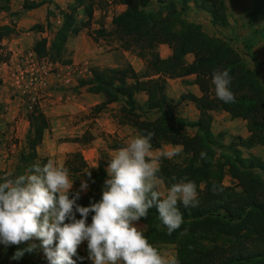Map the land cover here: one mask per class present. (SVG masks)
Instances as JSON below:
<instances>
[{
  "label": "trees",
  "instance_id": "trees-1",
  "mask_svg": "<svg viewBox=\"0 0 264 264\" xmlns=\"http://www.w3.org/2000/svg\"><path fill=\"white\" fill-rule=\"evenodd\" d=\"M110 1L127 7L113 18L114 32L126 51L136 53L146 62V68L137 72L131 64L113 68L91 67L90 77L80 79L79 87L104 96V102L94 107L97 113L111 104L124 102L122 123L131 124L139 135L152 132V150L161 149L164 145L182 146L179 155L160 159V175L166 188L188 177L197 184L199 193L197 207L185 208L178 204L184 223L171 235L159 220L156 209H150L147 220L140 221L146 226L145 236L159 250L163 245L174 246L177 264H264V159L252 153L244 154V151L264 146V83L257 67L251 68L229 41L210 36L201 25L185 18V12L193 4L197 10L211 16L214 26L228 28L230 23L225 0ZM153 3H157L159 8H153ZM46 4L50 5L46 24H36L32 30L37 34L53 30L51 19L56 15L61 17V25L53 33L51 43L47 37H41L32 51L39 60L49 58L55 63L69 65L72 61L65 59L68 42L91 26L93 2L74 0L66 8L56 5L53 9L52 0H25L23 10L33 11ZM80 8L84 10L85 20L80 19ZM10 12V0H0V15ZM249 20L263 23L264 36V0H252ZM97 34L104 37L114 35L104 29L98 30ZM14 35V27L0 25V63L9 60L10 53L5 52L3 42ZM162 45L172 51L168 58H162L158 51ZM247 48L251 51L253 45ZM247 55L256 63L254 56L249 52ZM189 57H192L191 61ZM216 70L229 71L234 103L226 104L216 97L212 84V74ZM191 76L195 77L192 83L199 87L201 96L188 93L178 100L172 99L167 93L168 79ZM142 92L147 95L144 104L136 99ZM183 102L195 106L200 114L198 120L176 116L175 107ZM152 112L157 113L154 120L148 118ZM215 112H225L234 120H243L248 137H234L225 145V135L213 132ZM2 116L0 109V121ZM27 121L29 129L19 158V174L26 173L33 164L43 166L49 160L38 152L46 132L51 129L48 116L36 104L28 110ZM187 131H194V134ZM201 151L207 152V160L199 158ZM71 157L65 164L70 176L82 174L88 179L85 176L88 165L83 155L77 152ZM105 166L101 163L97 170L91 172L89 191L85 195L80 194L77 201L80 206L88 207L101 200L102 186L107 179ZM172 177L176 180L173 181ZM227 177L232 180L229 186L225 184ZM213 184L222 186L223 192L214 194ZM77 218H81L78 213ZM26 246L22 244L19 247ZM17 250V246L5 248L0 244V264H36L32 262L33 252L19 261L12 260ZM74 259L77 264H91L87 242L83 251L78 249V256Z\"/></svg>",
  "mask_w": 264,
  "mask_h": 264
},
{
  "label": "clouds",
  "instance_id": "clouds-1",
  "mask_svg": "<svg viewBox=\"0 0 264 264\" xmlns=\"http://www.w3.org/2000/svg\"><path fill=\"white\" fill-rule=\"evenodd\" d=\"M212 75L216 97L234 103L229 71L216 70ZM153 135H137L111 156L101 200L88 207L77 201L89 189L91 171L85 175L88 179H80L74 196L69 169L52 159L43 166L33 164L14 178L5 177L0 182V244L17 246L11 259L19 261L34 252L37 245L32 242L40 241L48 264H77L74 257L87 242L92 264H177L149 242L139 222L147 220L149 210L155 208L171 235L184 223L178 204L185 208L199 205L198 187L188 177L164 187L160 159L179 155L182 146L161 150L154 157ZM199 158L207 160V152L201 151ZM212 192L221 193L223 187L213 184ZM22 244L27 246L19 247Z\"/></svg>",
  "mask_w": 264,
  "mask_h": 264
},
{
  "label": "rangeland",
  "instance_id": "rangeland-1",
  "mask_svg": "<svg viewBox=\"0 0 264 264\" xmlns=\"http://www.w3.org/2000/svg\"><path fill=\"white\" fill-rule=\"evenodd\" d=\"M13 1L14 0H10L11 5L13 4L14 7H18L20 11L24 12L23 5L25 0ZM52 1L54 4L52 6L53 9H55L56 5L66 8L69 4L74 2V0ZM87 1H90V3L92 1L94 8V16L91 26L82 31L80 35L70 38L67 45L65 59L73 62V60L77 57L79 58L80 55L85 56L89 52H93V58H90V65H92V67L106 68L109 67V65H112V63H117L119 65L131 64L133 67L135 66L139 69L142 68L144 71L146 68V62L140 59L136 53L126 51L124 49V46L119 40L118 34L114 32L112 25L113 18L124 12L127 7L110 0ZM225 2L227 5V14L230 23L228 28L214 26L211 23V16L206 12L197 10L193 4L190 5V9L185 12V18L188 22L201 25L204 31L210 36L229 41L232 46L246 59L251 68L257 67L260 79L264 83L263 23H252L249 20V14L252 9V0H225ZM152 7L158 9L159 5L157 3H153ZM179 7L182 8L181 5H179ZM83 11V8H80L79 16L81 20L86 19ZM16 18L17 13L13 12L2 13L0 15V25H9L15 28V35L3 42L6 49L5 52L10 53V58L7 62L0 63V109H2L3 112V116L0 121V180H3L5 177L14 178L19 175V158L21 151L24 148L25 137L29 129L27 114L28 110H32V107L36 104L40 105L51 123V129L46 132L44 143L38 149L39 155L42 158L58 161L59 164L66 167V161L70 159L73 153L67 154L65 151L59 152L58 148L55 149V146H58L61 142L74 141L79 144V150L77 152H80L87 162L88 167L86 168V172H93L98 168H94L95 166L92 164V160H89L88 162L86 159L87 156L84 155L81 150H87L89 148V144H92L93 140H97L94 145L99 144L101 145L100 147L103 148L98 150L99 154L94 159L95 164L97 167H99L101 163H105L107 165V155L109 156L110 153L109 147L112 146V143H115V139H113L112 134H108L107 132L101 130V127L95 120L100 117V113H97L94 110V107L89 108L86 113L77 116L74 130L71 131V120L66 121V118L64 119L65 116L53 118V113H51L49 109L52 106H46L48 104L46 99L57 101L58 96L60 94L63 95L64 93L63 89L60 90V88H57L56 93H54L56 96L52 98H50L51 96L43 97L50 91L45 89H49V84L53 83V74L55 75L58 72L56 64L59 63H55L49 58L34 60V57L29 56L31 49L24 52L25 54L23 59L25 60L20 71L16 70L10 63L12 53L9 50V42L21 34L34 32L32 27L36 25H32L29 20L30 18H28L29 22L27 20L23 22L21 25L22 28L19 29L18 24L14 23ZM51 21L54 25L53 30L47 29L44 34H37L34 32L35 36L31 35V37H34L33 46L41 37H47L49 42H52L54 36L53 33L61 25V17L58 15L55 17L53 16ZM46 22L47 21H44L42 23L39 21L37 23L45 25ZM101 29H104L108 33L113 32L114 35L112 37H104L97 34V31ZM249 45H253V49L251 51L247 48ZM158 51L160 55L165 56V49L161 46ZM248 52L256 58V63H253L252 59L247 55ZM102 56H106L103 61L100 59ZM25 57H27V59ZM189 60L191 61L192 57H189ZM32 76L39 79L36 85H31L30 83ZM44 82H47L48 86L42 88V84ZM60 91L61 93L58 95V92ZM65 100L66 98H64V100L60 99L58 104L65 105L70 103V101L66 102ZM107 109L106 111H103L105 113H109L110 111ZM116 111L119 114V106H117ZM53 119L58 121L57 123L55 122L54 126ZM233 120L234 119H232L229 115L228 118L224 120V124L222 122L215 127L216 134L223 133L225 135V145H228L234 137H242L244 132L243 130H245L244 125L239 122L233 124ZM225 125L229 126L227 129L223 130ZM54 129L56 130L54 131ZM251 153L264 159V146L256 147L251 151H244L245 156H248ZM83 177L84 176H82V174L70 176V179L74 182L72 193H76L80 189V179ZM84 179H86V177H84ZM225 184L228 186L231 185L232 180L227 177ZM88 191L81 192L80 194L85 195ZM139 227L143 232H145L146 226L143 223L139 222ZM32 243L37 245L36 250L32 253V262H35L36 264H45L47 262L46 264H48L43 250L39 247L40 241H33ZM85 244L86 242H84L79 249L83 251ZM160 251L170 260L175 259L176 257L175 247L172 245H163L161 246Z\"/></svg>",
  "mask_w": 264,
  "mask_h": 264
},
{
  "label": "crops",
  "instance_id": "crops-1",
  "mask_svg": "<svg viewBox=\"0 0 264 264\" xmlns=\"http://www.w3.org/2000/svg\"><path fill=\"white\" fill-rule=\"evenodd\" d=\"M15 1V0H14ZM13 1V2H14ZM37 2H40L42 0H34ZM13 4L11 5V7ZM50 8L49 4H46L42 6L39 9L29 11V12H23L18 9V7H14L11 9V12L17 13V18L14 21V23L18 24V28L21 29V25L26 20L29 22L31 21V24H39L37 22H44L47 20V13ZM64 8V7H63ZM21 9V7H20ZM23 12V13H22ZM28 18H30L28 20ZM31 35L35 36L34 32L24 33L18 36L17 38L11 40L9 42V50L12 53L11 61L10 63L14 66V68L18 71L22 69V65L25 59L24 58V52L26 50L31 49L29 52V56L34 57V60H37L38 58L32 51L34 37H31ZM30 36V37H29ZM79 42V41H77ZM163 49H165V56H162V58H168L172 51L169 49L168 46L162 45ZM88 53V51H87ZM93 52H89L85 56H81L73 60V62L69 65H59L56 64V69H58V72L54 75L53 74V83L47 85V82H44L42 84V88L48 86L50 90L49 93L45 94V96H51L50 98L56 96L54 93H56L57 88H60V90L63 89V95L58 92V100H48L46 99V102L48 103L46 106H52L50 107L51 113H53V118H60L61 116H65L64 119L66 121L71 120V131L74 130V125L76 122V118L78 115H81L83 113H86L89 108L96 107L97 105H100L104 102V96L101 94H92L87 91V88L79 87V81L80 79H86L90 77V68L92 65H90V58H93L92 56ZM27 59V57H25ZM106 56L100 57L101 61L105 60ZM22 63V64H21ZM25 64V63H24ZM133 64V63H132ZM122 65H119L117 63H112V65H109V67H120ZM135 70L137 72H142V68H136L134 66ZM145 70V69H144ZM195 79L194 76L187 77V78H179V79H168L167 83V93L168 95L174 99L178 100L182 95L192 93L198 97L201 96L200 89L197 85H195L193 80ZM52 82V81H51ZM63 96V97H62ZM66 98V102L70 101V103L60 105L58 102L60 99L64 100ZM137 101L140 104H144L147 100L146 93L142 92L137 94L136 96ZM125 105L124 102L114 103L111 104L107 109L110 111L109 113H105L106 109L99 114V118L95 119L96 122L101 127V130L104 132H107L108 134H112L113 139H115V143H112V146L109 147V156L107 155L108 160L111 158V156L121 147L125 146L127 142L139 135L137 130L131 126V124L128 123H122V113L121 108ZM117 106H119L120 112L118 114ZM44 107V106H43ZM175 114L177 117L184 118L186 120L196 121L199 119V111L195 108V106L190 102H183L180 104H177L175 107ZM119 115V116H118ZM157 116L156 112H152L148 114V118L150 120H154ZM228 114L225 112H215L213 113L214 121H213V132L215 133V127L223 122L224 120L228 118ZM124 119V118H123ZM58 121L56 119H53V126ZM234 123H241L245 126V130H243L242 137L246 138L248 137L249 133L247 131L246 123L243 120L236 119L232 121ZM68 124V123H67ZM229 126V125H228ZM228 126H224L223 130L227 129ZM56 129H54L55 131ZM189 134L193 135L194 131H187ZM242 133V132H241ZM216 134V133H215ZM102 140V139H101ZM97 140H93L92 144H89V148L87 150H81L84 155H86V159L92 160V164L95 166L94 168H98L95 164L94 159L99 154V151L101 148V145L96 144ZM176 146L173 145H164L161 149L152 150L153 156L158 157L160 155L161 150H173ZM59 150V152L65 151L67 154L77 152L79 150V144L74 141H67V142H61L58 146H55V149ZM103 150V149H102ZM107 160V161H108ZM108 167V163L105 166V168Z\"/></svg>",
  "mask_w": 264,
  "mask_h": 264
},
{
  "label": "built area",
  "instance_id": "built-area-1",
  "mask_svg": "<svg viewBox=\"0 0 264 264\" xmlns=\"http://www.w3.org/2000/svg\"><path fill=\"white\" fill-rule=\"evenodd\" d=\"M39 79L37 77L32 76L30 79L31 85H36L38 83Z\"/></svg>",
  "mask_w": 264,
  "mask_h": 264
}]
</instances>
